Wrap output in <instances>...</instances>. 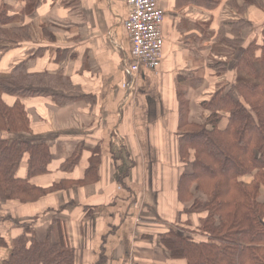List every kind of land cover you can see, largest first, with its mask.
<instances>
[{"label": "crops", "instance_id": "obj_1", "mask_svg": "<svg viewBox=\"0 0 264 264\" xmlns=\"http://www.w3.org/2000/svg\"><path fill=\"white\" fill-rule=\"evenodd\" d=\"M156 3L164 15L161 64L141 68L132 83L123 69L130 41L122 23L131 11L124 2L0 0L31 36L0 52V77L23 63L27 74L69 82L23 100L31 131L12 138L44 144L51 156L47 173L29 183L60 189L34 203L0 202L8 244L29 231L37 242L62 237L75 264H187L167 258L160 245L170 229L198 225L178 201L180 177L191 171L179 155L180 129L204 125L202 105L233 89L239 56L262 41L264 0ZM240 21L248 26L239 32ZM235 40L243 45L237 51L223 42ZM217 64L227 68L218 73ZM18 177H27L26 159ZM6 256L0 247V263Z\"/></svg>", "mask_w": 264, "mask_h": 264}, {"label": "trees", "instance_id": "obj_2", "mask_svg": "<svg viewBox=\"0 0 264 264\" xmlns=\"http://www.w3.org/2000/svg\"><path fill=\"white\" fill-rule=\"evenodd\" d=\"M240 32L248 25L240 21ZM237 32V30H236ZM238 32V33H239ZM260 43H251L239 56L232 90L216 92L202 107L205 124L180 129L179 155L191 164L178 183V201L186 216L197 215L198 225L170 229L160 245L170 260L187 264H264V30ZM31 39L25 26L16 24L8 9L0 6V52ZM235 51L240 40L223 41ZM223 67V68H222ZM218 73L227 68L215 65ZM62 77L27 74L24 64L0 77V202L34 203L60 186L41 188L29 178L47 173L50 152L46 145L12 137L30 134L31 122L23 100L46 97L48 88H67ZM232 92V93H231ZM3 96L15 98L12 105ZM183 126V125H182ZM26 159L27 177H18ZM76 162L75 157L72 159ZM251 176L249 184L240 179ZM29 231L8 244L0 237L7 256L0 264H75L74 251L62 237L42 242L27 237Z\"/></svg>", "mask_w": 264, "mask_h": 264}, {"label": "built area", "instance_id": "obj_3", "mask_svg": "<svg viewBox=\"0 0 264 264\" xmlns=\"http://www.w3.org/2000/svg\"><path fill=\"white\" fill-rule=\"evenodd\" d=\"M120 1L131 8L122 23L130 41V57H124L123 69L134 83V77L141 68L154 71L160 67L164 15L156 0Z\"/></svg>", "mask_w": 264, "mask_h": 264}]
</instances>
